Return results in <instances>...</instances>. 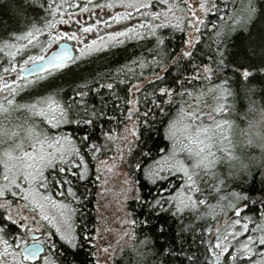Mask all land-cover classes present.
<instances>
[{
	"label": "snow or ice",
	"instance_id": "obj_1",
	"mask_svg": "<svg viewBox=\"0 0 264 264\" xmlns=\"http://www.w3.org/2000/svg\"><path fill=\"white\" fill-rule=\"evenodd\" d=\"M6 7L19 26L0 27V264H76L86 247L94 264L101 254L108 264L116 248L99 242L113 232L110 221L98 212L102 223L91 228L84 208L88 183L106 185L105 174L118 169L122 205L131 199L180 222L179 234L158 244L138 239L148 220L125 211L116 245L123 251L135 242L128 246L137 264H264V191L253 198L230 187L253 167L264 185V107L260 120L239 128L229 103L237 89L250 95L253 81L264 84V0H8ZM205 31L215 48L202 56ZM237 32L246 42L229 60ZM175 33L184 34L178 50ZM129 41H147L152 59L89 67ZM145 68L154 79L142 87ZM249 147L260 156L246 157ZM197 229L199 244L185 248L183 234Z\"/></svg>",
	"mask_w": 264,
	"mask_h": 264
},
{
	"label": "trees",
	"instance_id": "obj_2",
	"mask_svg": "<svg viewBox=\"0 0 264 264\" xmlns=\"http://www.w3.org/2000/svg\"><path fill=\"white\" fill-rule=\"evenodd\" d=\"M7 3L8 0H0V27L15 28L19 26L18 18L11 8L6 7ZM211 19L214 22L219 23V21H217L215 17H211ZM20 23H22V21ZM210 27L211 25H209V28ZM245 35V33L237 32L229 40V60H232L237 54H242V48L244 43L246 42ZM182 38H184V34L175 33V38L171 41V47L178 50L182 46ZM200 39L201 43L200 45H198V48L203 49L201 55L203 56V53L211 54V51L214 50L215 45L213 44L212 50L209 49L208 45L212 44V39H210L209 32L205 31ZM151 46L152 45H150L147 41L143 43L129 41L126 45L121 46L117 49H113L110 53L100 54L95 58L94 62L89 65V67L97 71H106L112 68L120 67L121 64L127 63L129 61V58L135 59L140 56H146L148 60H151L152 56L148 52V48ZM205 62H208L206 58ZM170 70L173 75L176 74V69L174 67H172ZM144 75L146 79L143 81L141 85L142 87H145L147 85L148 80L154 79V76L151 75V70L148 68H145ZM160 75L167 78V74L165 72H160ZM252 85L256 88L254 94L246 95L244 91L237 89L238 95L234 98V100H229V103L235 104L233 115L230 118L235 122L236 125L239 126V128H243L245 123L250 118L254 117L255 113L258 112L261 107H264V84H261L259 81H253ZM148 91L150 92L151 90L148 89ZM136 95L139 96L140 93H136ZM251 101L256 102L255 105H252L257 109L256 111H249ZM140 106L141 110H143L145 104L142 102ZM245 115L247 116V119H245ZM115 123L116 122L114 121L113 125H115ZM122 130L123 126L118 129V131ZM141 131L144 130L141 129ZM154 139L158 141L159 137H154ZM101 142L103 141L101 140ZM249 148H246L247 150L244 149V155L246 157L252 156L253 153L257 151V149L254 147L253 148L256 149L254 151L252 150V147L251 149ZM259 172L260 170L258 167H253L251 169V175L247 177L246 181L238 180L235 182V184L230 181V187H232L235 191L244 189L246 190L245 194L253 198L260 197L262 191H264V185L260 183L261 177ZM91 179L94 180L95 177L93 176ZM237 184L239 185V187H236ZM88 188L91 192L89 196L90 202L87 203L86 208H84V212L87 214L89 226L91 228H95L98 225V215L96 211L97 187L95 183H88ZM150 189V185H145L141 187L140 191L143 195L148 196ZM83 191L84 188L81 186L80 192ZM212 203H215V201H212ZM125 210L129 213H134L137 220H148L147 224H144L137 228L136 234L138 239H143L144 236L147 235L148 237L153 239V241L158 240V244H163L166 241L171 242L172 237L178 235L180 232V222L172 217L169 213H160L158 216L156 214L149 215L148 211L142 209L135 201L131 199L126 202ZM188 222L189 221L186 218L185 223L187 224ZM222 222L223 221H221V223ZM77 223H79V220L77 221ZM161 226H164L167 229L166 233L163 235H161L159 232V228ZM200 231H202V229H197V232L195 234L191 232H185L183 234L186 241L184 245L185 248H188L189 245L195 248L196 245L199 244V241L195 237L200 233ZM128 243L135 242L129 241ZM128 243L124 244L123 251H120V249H116L114 257L112 258L110 264H137L136 253L128 246ZM88 250L89 249L86 247L83 251L80 252V255L75 258L76 264H82V262L86 260L93 261L94 264L95 257L86 256Z\"/></svg>",
	"mask_w": 264,
	"mask_h": 264
},
{
	"label": "rangeland",
	"instance_id": "obj_3",
	"mask_svg": "<svg viewBox=\"0 0 264 264\" xmlns=\"http://www.w3.org/2000/svg\"><path fill=\"white\" fill-rule=\"evenodd\" d=\"M195 33H193V37L195 38ZM208 101L211 103V98H207ZM233 115V112L231 113V116ZM260 112H256L255 116L250 118L249 120H260ZM247 122L243 126V128H246ZM123 131V130H122ZM121 131V132H122ZM255 148V147H254ZM252 147V150L257 149V153L254 152L252 156L259 157L260 156V150L258 148L254 149ZM246 149V148H245ZM251 149V147L249 148ZM247 150V149H246ZM245 152V150H243ZM123 169L116 170L115 174H105L106 178L108 180V183L105 185L103 182V179L101 181H96V187H97V201H99V204H96V211L99 212L103 217L107 218L108 221H110V226L113 229L112 233L105 232L104 235L107 237V240H101L99 243L101 245L106 244L108 241H111L112 245L118 250L120 249L116 245V241L118 239V236L120 232H122V229L120 228V219L124 215L125 210V204H121V200L123 197L120 195V191L124 186L123 184V175L122 172ZM107 189V191H106ZM101 194H103L101 196ZM123 207V211L121 210ZM127 212V211H126ZM102 221L100 220V217L98 216V225L99 227L101 225ZM223 222L221 223V225ZM95 235V233H94ZM105 255H100V264H104ZM111 259H108V264L111 263Z\"/></svg>",
	"mask_w": 264,
	"mask_h": 264
}]
</instances>
